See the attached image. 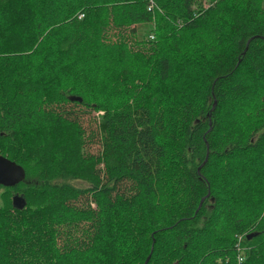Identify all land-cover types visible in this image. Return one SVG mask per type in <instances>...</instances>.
Returning <instances> with one entry per match:
<instances>
[{
    "label": "trees",
    "instance_id": "1",
    "mask_svg": "<svg viewBox=\"0 0 264 264\" xmlns=\"http://www.w3.org/2000/svg\"><path fill=\"white\" fill-rule=\"evenodd\" d=\"M0 155V264H264V0H0Z\"/></svg>",
    "mask_w": 264,
    "mask_h": 264
},
{
    "label": "rangeland",
    "instance_id": "2",
    "mask_svg": "<svg viewBox=\"0 0 264 264\" xmlns=\"http://www.w3.org/2000/svg\"><path fill=\"white\" fill-rule=\"evenodd\" d=\"M150 28L148 27H142V26H138L137 27V34H136V41H144L145 37H148ZM118 31L116 30H112L109 32V36H110V40L112 42H116L118 41ZM131 47H133V50L135 51H142L144 48L143 44L142 45H135L133 43H130ZM76 109V111H78L82 116V125L83 127L86 129L87 134L88 135H92L93 132H95L96 130V123H98L97 121H100V117L104 115V111L100 110L97 112H90L85 114L84 113V108L83 107H73ZM89 152L93 153V154H97L100 151L99 145H98V141L97 138H94L89 144ZM74 184H76L77 186H83L84 183L76 181L73 182ZM3 191H0V195L2 194ZM1 203V201H0ZM240 239V238H239Z\"/></svg>",
    "mask_w": 264,
    "mask_h": 264
},
{
    "label": "water",
    "instance_id": "3",
    "mask_svg": "<svg viewBox=\"0 0 264 264\" xmlns=\"http://www.w3.org/2000/svg\"><path fill=\"white\" fill-rule=\"evenodd\" d=\"M70 101L82 103L83 99L81 97L72 96L70 97ZM25 179L26 171L22 166L0 155V186L15 187L25 181ZM14 203L19 208L25 205L24 200L18 196L14 197ZM150 257L151 255L148 257L145 264L148 263Z\"/></svg>",
    "mask_w": 264,
    "mask_h": 264
},
{
    "label": "built area",
    "instance_id": "4",
    "mask_svg": "<svg viewBox=\"0 0 264 264\" xmlns=\"http://www.w3.org/2000/svg\"><path fill=\"white\" fill-rule=\"evenodd\" d=\"M155 7H156V5H155V3L152 1L151 3H150V5H149V11H153L154 9H155ZM80 18H83V16H81ZM151 38V40H153L154 39V37L153 36H151L150 37ZM241 237H240V242H241ZM244 261V258L242 257V256H239V263H242Z\"/></svg>",
    "mask_w": 264,
    "mask_h": 264
}]
</instances>
